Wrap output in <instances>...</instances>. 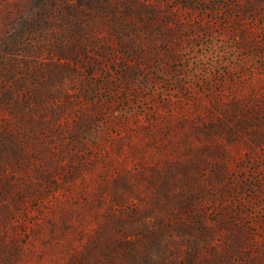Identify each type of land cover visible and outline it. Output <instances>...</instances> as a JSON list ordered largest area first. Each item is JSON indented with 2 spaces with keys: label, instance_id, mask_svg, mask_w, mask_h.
I'll use <instances>...</instances> for the list:
<instances>
[{
  "label": "rangeland",
  "instance_id": "1",
  "mask_svg": "<svg viewBox=\"0 0 264 264\" xmlns=\"http://www.w3.org/2000/svg\"><path fill=\"white\" fill-rule=\"evenodd\" d=\"M80 4L0 73V264H264V0Z\"/></svg>",
  "mask_w": 264,
  "mask_h": 264
},
{
  "label": "trees",
  "instance_id": "2",
  "mask_svg": "<svg viewBox=\"0 0 264 264\" xmlns=\"http://www.w3.org/2000/svg\"><path fill=\"white\" fill-rule=\"evenodd\" d=\"M100 0H11L0 13V73L7 62H14L22 51L29 50V36L40 23L56 21L76 15L80 3H98ZM69 19V17H68ZM10 27V28H8ZM28 47V48H26Z\"/></svg>",
  "mask_w": 264,
  "mask_h": 264
}]
</instances>
